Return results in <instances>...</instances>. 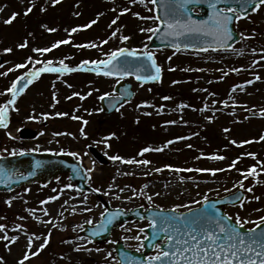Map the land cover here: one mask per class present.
<instances>
[{
  "label": "rangeland",
  "instance_id": "rangeland-1",
  "mask_svg": "<svg viewBox=\"0 0 264 264\" xmlns=\"http://www.w3.org/2000/svg\"><path fill=\"white\" fill-rule=\"evenodd\" d=\"M73 2L74 0L70 3ZM149 2L150 0H135V2L133 0L87 1L83 11L89 16L87 26H90L87 27L86 31H75L80 32V34L84 33L85 48L83 50L86 54L97 47L100 49V57L121 48L131 50L132 43L130 40L121 39L129 33H141L140 43L143 41L142 44H146L152 34L146 29L156 27L153 9ZM30 5L42 11L35 17L36 20L27 19L30 13L24 14V17L21 16L22 9ZM52 5H55L53 0H0V9H2L0 11V48L3 46L13 47L15 43L16 45L23 44V36H28V48L29 45H36L35 49H40L55 44V31H49V29H56L59 32L57 26L60 27L62 24L60 21L61 17L65 18L64 12H67L66 14L72 18L69 11L74 9L72 5L67 6L68 4L64 3L62 4L63 8L61 5H57L49 10ZM125 8L129 11L123 12ZM15 12L17 15L14 21L17 23L13 25L11 22L4 26L5 21ZM56 12L57 18L48 20V13L55 14ZM73 13L77 14V11L74 10ZM113 20L116 21L114 24L112 23ZM92 21L96 22L92 23ZM72 26L74 25H70L69 28L66 26L67 29L63 31L60 27L62 37L58 40H66L68 34L71 33ZM237 27L239 33L244 35L245 40L241 36L240 42L232 48L233 51L247 50L252 53L253 49H258V51L264 52V5L244 21L238 22ZM141 29H145V31H141ZM16 32L21 33V35L18 36L19 34H15ZM113 32L116 33L115 36H113ZM11 35L13 37L9 39ZM29 41H31L30 44ZM90 45H95V47ZM8 49L5 47L0 50V54L4 56V63H6L4 69L12 66L11 64L16 61L13 51L11 49L8 51ZM138 50L140 51L141 48ZM154 55L161 72L160 79L152 85L154 87L163 86L164 89L152 90L151 86L128 80L132 84L135 98L130 104L118 111L115 114L116 117H102L94 110V101H97L96 97L99 90H96L97 87L93 82L80 85L78 80L80 77L78 75L72 76L79 83L76 84L71 80L72 77L65 74L55 75L54 78L46 77V80L42 79L45 87L50 88L54 84L53 89H50V94L55 97V101L63 102L66 95L68 97L74 96L75 102L81 103L74 105L76 106V109L73 110L74 113L78 114L81 111L83 115H92L89 120H85L86 123H78V125L73 124L75 123L74 118L67 119L70 120L73 128H63L71 132V134L67 133L64 139L68 147L74 150L84 163L88 160L90 162L92 168L90 172L92 175L89 178L91 185H95L100 190V195L108 201L112 208L125 211L136 207H153L165 210L175 208L176 211H185L198 206L205 197L207 199L221 197L242 188L245 191L243 203L235 207H226L224 212L233 218L239 215L247 220H258L264 216V176L255 172L253 177L247 180L238 172L235 173V178L223 177L221 171L224 167L226 169L229 166V160L226 158L213 159V154L209 156L207 152L223 146L226 139L231 144H238L242 140H249L255 136L253 133L255 129L253 128L257 126L256 123L264 124V119L250 107L253 103L255 106H264V92L261 90L259 92L240 90L247 82L243 79H246L244 75L246 67L243 62H235L232 66L233 69H241V73L235 76L241 77V80L234 83L229 77L230 72L224 71L229 70V67L224 69L223 64L221 67L214 61V65L206 69L207 65L211 66V63L207 62L204 64L205 68H202L204 61L210 58L221 59L222 57L219 55H196L188 52L173 54L163 51H156ZM256 55H258L256 57L258 59L260 55ZM172 60L179 65L180 69L173 70L170 63ZM73 62L75 63V61ZM257 74L260 78L264 72ZM247 79L249 78L247 77ZM55 80L56 82H54ZM40 83L41 79L37 84L40 85ZM102 83H107L109 87L112 84V82L105 80L100 81V84ZM174 84H179L178 97L175 95L176 92L170 90ZM235 85H239V88ZM110 90L111 88L107 87L104 92L110 93ZM165 91L167 92L166 95L174 94V100L179 98V102L172 104L170 100L162 101V92ZM29 95L33 96L32 93ZM52 103L56 105L53 101ZM92 103L94 105H91ZM183 106L186 108L185 111L181 110ZM217 109L225 110L228 117L224 118L218 115L220 113H216ZM90 111L92 112L90 113ZM52 112L55 114V124L58 127V120L63 119L64 116L56 115L62 113L56 107ZM250 112L256 114V119L253 118L256 122L248 121L250 118L247 117V114ZM142 117L156 118L158 121H154L148 129L144 124L142 126L144 131L134 130L138 133H134L133 137L135 140H139L134 142L139 145L133 144L131 151L121 154L123 151H128L130 142L127 132L118 122L127 125ZM110 119L117 120L115 123H117L119 130V148L125 150L118 148L115 150L117 152L108 153L105 157L106 152H108L107 138H110L111 135L105 134L104 129ZM60 126L62 127V125ZM81 129H83V133ZM84 140L86 141L83 142ZM168 140L175 142V145L166 142ZM232 141L236 143H232ZM89 144L94 145L97 151L102 154L106 164L97 165V162L92 159L86 149ZM189 145L192 147H188ZM146 147L162 150L157 154L149 151L141 155V151ZM190 149L193 151L189 153ZM0 153H2V149H0ZM149 154L156 155L160 160H155L156 156L151 157ZM110 156H119L122 159L110 161L108 160ZM183 156L191 158L186 160ZM145 159L150 160V163L145 165L124 162ZM197 160H201L204 165H198ZM184 166L188 169L196 167L197 169H213L218 170L219 173L199 171L200 173L195 175L193 172L190 178L181 176L180 171L168 173L169 168L175 171V169H181ZM156 169H160V171H156ZM261 169H264V166ZM241 181H243V187H241ZM249 188L252 191H248ZM149 196L152 197L151 201L148 199ZM52 197L57 198L50 199ZM42 201L47 202L42 203ZM197 201L200 203H196ZM177 205H188L189 207L176 208ZM102 212V206L93 196L75 193L63 180L55 183V187L47 190L28 189L0 196V224L5 226V230L10 228L11 238H17L14 242L12 241L9 252L21 259L27 253L29 259L24 260V264H48L47 261L52 259L53 264L54 262L56 264H115L113 243L117 240L122 241L129 249L140 251L141 241L145 236L140 230L148 225L144 221L123 225L112 232L108 243L98 246L80 236L81 225L89 220L92 221L91 224L96 223ZM17 225L22 227L17 229ZM253 226L255 225L251 223L245 225L246 228ZM5 230L0 231V237L4 236ZM30 238L31 245H29ZM45 239H47V244L41 249L40 246ZM48 248L50 254L40 256ZM33 252L38 254L33 255ZM158 252V248H156L150 256H155Z\"/></svg>",
  "mask_w": 264,
  "mask_h": 264
},
{
  "label": "snow or ice",
  "instance_id": "snow-or-ice-1",
  "mask_svg": "<svg viewBox=\"0 0 264 264\" xmlns=\"http://www.w3.org/2000/svg\"><path fill=\"white\" fill-rule=\"evenodd\" d=\"M59 0H53V3H58ZM135 2V0H133ZM152 3H156V0H151ZM201 0H184V3L179 5L181 10L184 9L185 4L187 3H197L199 4ZM239 5V11L236 8L231 6L227 7H217V0H211L208 7L211 8L212 15L209 17V21L198 22L193 20L189 15L187 19L180 20L176 19L174 21L164 20V35L166 36H176V35H185V34H198L204 36H212L215 38L216 42L221 46H226L227 40L232 38V33L229 31V24L233 22V20H239L242 17V13H246L248 7L251 6L253 11L259 10V8L264 5V0H236ZM2 11V9H0ZM32 11V7H29L25 10V15ZM129 9H123V12H127ZM123 14V13H122ZM17 13H13L12 16L5 21V23H11ZM138 15V14H137ZM159 19V18H157ZM96 21H92L95 23ZM116 21L113 20V24ZM90 26V25H88ZM49 31H55V29H49ZM72 32L77 31V29L73 28ZM141 31H145V29H141ZM149 32H159V28H149L146 29ZM116 33L113 32V36ZM243 35V34H241ZM122 40H127L129 37L124 36L121 37ZM106 42V41H105ZM69 43L67 40H60L52 45V48H56L61 44ZM26 45L21 44L20 47H25ZM85 45H78V47H84ZM95 47V45H90ZM174 47L179 50L180 45H174ZM185 48L195 47L191 44H185ZM198 51H207V48H199ZM10 51V49H8ZM33 51L44 53L51 51L50 48L43 49H33ZM140 56L146 58L147 61L151 62L150 68L155 70V75H136L137 80H156L159 79L161 69L157 66L156 61L153 57L152 52L150 51H138L137 49H125L121 48L118 51H114L109 55V58L105 61H92L91 63L94 65H103L107 71L103 74L106 76H111L114 74H119L121 77L130 74V66L127 62V59L122 63L120 67H117L114 64V61L118 60V57H132L138 59ZM29 61H31V57H29ZM35 63H41L40 61H36ZM48 66L40 67L39 69H35L33 71H29L25 73L24 77L18 78V80H25L26 84H30L33 79L39 77L41 73L44 72H71L74 69L69 68L64 64L63 60L60 61L61 67H52L51 61L45 62ZM84 65L89 64V61H83ZM111 66V67H109ZM17 68L26 67V65L18 64ZM99 72V68L96 69ZM239 71V69H235ZM140 69H137L139 73ZM256 79H259L257 76ZM248 83H252V81H248ZM22 90V89H20ZM7 93L11 94V98L6 101L3 105H0V126L6 127V120L8 115V109L10 106L14 105L16 102V97L18 94V84L17 82H13L11 87L6 89ZM90 94V93H89ZM83 98V97H82ZM100 99H104V96H101ZM164 99H169V97H164ZM56 115L62 116L66 115V113H57ZM261 115H264V111H262ZM77 119V117H73ZM86 123V121H85ZM228 131V129H225ZM83 133V129H81ZM10 135V134H9ZM261 140H264V136L260 137ZM251 141H244V143H250ZM168 143H172V141H168ZM232 143H236L232 141ZM188 147H192L189 145ZM151 148H144L141 151V155L145 152L152 151ZM155 151H161L162 149L156 148ZM15 150L12 152V155H16ZM19 155H24V152H19ZM75 155V154H73ZM248 155L254 156V154L249 153ZM213 159H223V157L215 156ZM112 160H121L122 158L119 156L110 157ZM126 163H137V164H145L150 163L148 160H128L124 161ZM237 161H233L232 167L235 166ZM170 167V166H168ZM156 171H160V169H156ZM175 171H183L182 169H175ZM187 171H192V169H187ZM195 171H211L215 174V171L212 169H195ZM4 172V168L0 165V173ZM256 172L255 167L248 169L247 173H242V175L247 178L248 175H252ZM31 174V173H30ZM241 187H243V181L240 182ZM68 187H71L69 185ZM99 191V189H97ZM248 191H252L251 188ZM159 195V193H157ZM57 197H52L50 199H56ZM149 201H151L152 197H148ZM239 199V198H238ZM258 199V197H256ZM207 201V197L204 198ZM47 201H42V203H46ZM196 203H200L197 201ZM179 207H189L188 205H177L176 208ZM243 207V205H241ZM173 212L176 211L174 208ZM191 212V209L189 208ZM47 215V213H45ZM103 215V214H102ZM150 219V227L156 228L157 224L160 225V232L164 233V240L169 245V250L159 251L157 255L149 258L148 264H152L153 261H160L162 258H166L170 264H264V231H257V229L261 226H264V216L260 217L256 221L247 220L239 215L235 218L232 216H219L218 214L213 216L208 214L205 211H199L193 213L190 217L184 216L183 214L179 216H164L160 217L159 220L156 218ZM112 222L111 217L107 220V223L110 224ZM87 223L91 224L92 221L89 220ZM253 224L255 227L247 229V232L244 233L241 231L245 227L246 224ZM22 226L17 225L16 228L20 229ZM100 229L106 228L105 224H101L99 226ZM5 226L0 224V231H4ZM140 231H143L141 229ZM99 232H94L93 235H97ZM5 240H8L9 237L4 235L2 237ZM139 239V237H136ZM14 242L16 237L11 238ZM47 239L44 240V243L41 244V249L46 246ZM29 245H31V238L29 239ZM158 247V245H157ZM79 250V249H77ZM33 255H37V252H33ZM29 259L28 254L24 255L23 260L19 262V264H24V260Z\"/></svg>",
  "mask_w": 264,
  "mask_h": 264
},
{
  "label": "water",
  "instance_id": "water-1",
  "mask_svg": "<svg viewBox=\"0 0 264 264\" xmlns=\"http://www.w3.org/2000/svg\"><path fill=\"white\" fill-rule=\"evenodd\" d=\"M206 6L209 5L211 2L210 0H205ZM221 0H217V7H227V6H235L239 11V5L237 4L236 0H225L227 3H221ZM196 5L195 3H191L189 5V9H192V6ZM205 7V4H203ZM156 9V16L159 18V32H155L152 36L150 43L148 45L149 48H157L161 46H170L174 47V45H180V48H185V44H203L207 46V43L210 45H214V48H229L234 42L237 41L236 33L234 32L233 25H230V32L232 33V38L227 40L226 46H221L217 42L212 44L209 41V36L198 35V34H185V35H176V36H166L164 35L165 28H164V20L174 21L175 16L171 12H165L163 6L160 5V0H156L154 3ZM252 11V7L249 6L246 13H242V15H246ZM204 12V11H203ZM211 40H215L214 37ZM216 41V40H215ZM201 45V46H203ZM179 48V49H180ZM194 47H188V49H193ZM127 59V62L130 66V74L131 75H154V70L150 68V62L146 60L143 56H140L138 59L132 57H118L117 61H114L117 67H120L122 63ZM1 63V57H0ZM111 67V66H110ZM104 70H108L105 67ZM137 69H140L139 73ZM129 74V75H130ZM119 75V74H117ZM120 76V75H119ZM126 76V75H125ZM115 92L120 94L119 98H107L102 100V107L106 112H111L115 106L119 103L126 102L130 100L133 96L130 86L121 83L118 84L115 88ZM28 161H24L20 157H9V158H1L0 165L3 166L4 172L0 173V192L11 191L15 188L20 187L22 184L31 182L35 180L40 174L42 175L41 178L46 176V173L49 172L47 175L57 174L58 172L67 171L69 172V181L76 185V189L78 190H86V177L82 172L81 168L75 164L72 159L68 157H54L50 158L44 164V168H40L39 164L35 160V158L30 157ZM24 164V165H23ZM22 167V168H21ZM21 168V169H20ZM22 171L24 172L25 176L20 178L16 177L15 173ZM31 173V174H30ZM239 198V199H238ZM243 199L242 191H238L221 199H212L209 201H205L199 208L191 210V212L187 213H175L173 211H157L154 209H148L146 213H141V209L134 210L130 213H123L122 211H112L109 210L108 207L106 213L102 216V219L99 224L95 226H84V232L86 236L90 237L93 241H101L106 240L109 238L110 231L120 223H125L126 221H134V220H143L146 219L150 222L151 218H156L159 220L160 217L164 216H179L183 214L184 216H191L193 213L199 211H205L210 215H223L222 207L226 205L237 204L241 202ZM111 217L112 222L110 224L107 223V220ZM101 224H105L106 228L100 229L99 226ZM160 225L157 224V227L154 229L152 227L147 228L145 231L148 235L147 239L143 242L145 247V251L143 254L137 255L136 253H130L128 251L123 250L122 244L115 245L116 257L118 259L119 264H148V261L144 260V255L149 253L153 246L158 242L163 240L164 233L160 232ZM99 232L97 235H93L94 232ZM242 232L246 233L247 230L241 229ZM257 231H264V226H261L257 229ZM162 250H169V245L165 242V244L160 246ZM152 264H170V262L166 258H162L160 261H153Z\"/></svg>",
  "mask_w": 264,
  "mask_h": 264
},
{
  "label": "flooded vegetation",
  "instance_id": "flooded-vegetation-1",
  "mask_svg": "<svg viewBox=\"0 0 264 264\" xmlns=\"http://www.w3.org/2000/svg\"><path fill=\"white\" fill-rule=\"evenodd\" d=\"M78 80L80 85H83L86 78L80 77ZM27 91H32L33 96L29 94L26 96L29 93L26 92L17 98L15 104L8 109L6 127L0 126V148L3 149V154H12L14 150L17 154L21 151L39 154L69 152L64 140L68 131L63 128H68L71 122L67 119H59V126L56 127L50 90L35 85ZM3 92L5 96L1 105L8 100L5 99L6 91ZM70 98L68 104H81L75 102L74 96ZM66 107L69 110L68 105ZM52 185L53 183H50L47 187Z\"/></svg>",
  "mask_w": 264,
  "mask_h": 264
},
{
  "label": "trees",
  "instance_id": "trees-1",
  "mask_svg": "<svg viewBox=\"0 0 264 264\" xmlns=\"http://www.w3.org/2000/svg\"><path fill=\"white\" fill-rule=\"evenodd\" d=\"M36 11H39V9H35ZM35 10H32L30 12V15L27 19H31V20H36L35 17L38 15V12H34ZM14 25V24H13ZM30 26V25H29ZM224 144H226V142H223ZM257 145V144H256ZM256 145H251V146H248V147H245V148H231L230 149V153L233 152L232 154L234 156H236V160L238 161V168L241 169L242 171H247L248 169H250L249 167L250 166H253L255 164V161L253 160L252 155L250 157H244V158H241L242 157V154H249V153H253L254 155H258L256 157V160H259V161H262V159L264 158V156L258 151H254L255 148L258 146ZM222 146V145H221ZM222 176H225V174H227V171L226 172H222L221 173ZM228 174L232 175L233 173L231 172H228Z\"/></svg>",
  "mask_w": 264,
  "mask_h": 264
}]
</instances>
